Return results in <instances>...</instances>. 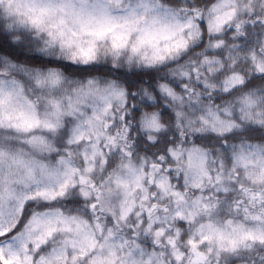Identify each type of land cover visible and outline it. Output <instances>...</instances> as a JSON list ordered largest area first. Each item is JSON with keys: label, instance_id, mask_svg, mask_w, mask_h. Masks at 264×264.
I'll return each mask as SVG.
<instances>
[{"label": "clouds", "instance_id": "9594fccd", "mask_svg": "<svg viewBox=\"0 0 264 264\" xmlns=\"http://www.w3.org/2000/svg\"><path fill=\"white\" fill-rule=\"evenodd\" d=\"M0 264H264V0H0Z\"/></svg>", "mask_w": 264, "mask_h": 264}]
</instances>
